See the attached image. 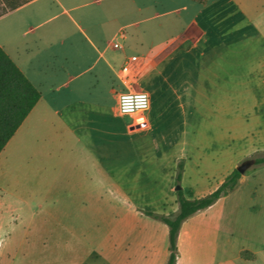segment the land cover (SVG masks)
I'll return each mask as SVG.
<instances>
[{
	"label": "crops",
	"instance_id": "0c3cea01",
	"mask_svg": "<svg viewBox=\"0 0 264 264\" xmlns=\"http://www.w3.org/2000/svg\"><path fill=\"white\" fill-rule=\"evenodd\" d=\"M135 9L136 16L124 24L133 25L134 32L130 35H136L137 42L146 44L125 45L124 40L129 37L126 32L120 38V48L124 51L122 64L131 55L142 59L139 72L130 81L120 77L122 64L115 70L113 60L106 54V46L112 45L117 32L104 42L100 29L90 26L88 32L76 23L83 39L76 42L71 38L65 45L64 38L59 44L51 41L52 26L36 31L41 21L33 24L23 17L5 24L0 44L40 89L41 95L0 151V190L7 191L12 183L10 170L3 164L9 156L17 154L20 179H26L32 172L24 170L25 167L48 163L62 171V186L70 190L105 189L108 180L121 187L128 180L124 174L134 170L147 173L141 181L136 178V182L155 188L160 176L166 174L167 187L174 199L173 211H176L174 184L179 161L183 163L181 182L185 188L192 189L191 196H199L214 189L240 157L253 151L242 152L237 162L234 157L227 159L221 178L202 192L186 183L188 167L199 165L198 155L187 149V142L193 134L196 138L201 131L198 125L204 120L214 122L212 117L219 110V91H233V87L219 82L233 76L236 60L245 61L240 72L243 76L246 72V92L256 91L249 83L252 75L260 78L264 91V0H207L205 3L140 0ZM142 22L145 24L140 26ZM28 32L35 36L27 37ZM42 41L49 42L44 51L39 46ZM61 59L73 63L72 68L67 67L64 77L50 65ZM92 68H97L93 81L102 84L116 101L118 93L124 90L148 92L150 110L144 113L145 126L133 128L131 115L124 121L117 120L122 115L117 103L109 105L115 119L112 118L103 97L92 98L94 83L88 74ZM250 166L228 192L234 191L239 196L228 203L226 214L223 206H217L224 195L194 212L195 215L202 213L200 217L212 230L225 227L224 220L221 221L225 215L228 227L239 225L236 227L240 228L242 240L234 248L223 249L225 258L218 259L216 254L208 258L217 264H264V162H253ZM47 173L34 172L29 177L31 182L21 187L28 190L29 198L24 197V203L43 204L42 189L54 187ZM241 249L250 250L254 256H241ZM10 253L2 259L0 248V264H6Z\"/></svg>",
	"mask_w": 264,
	"mask_h": 264
},
{
	"label": "rangeland",
	"instance_id": "374dc122",
	"mask_svg": "<svg viewBox=\"0 0 264 264\" xmlns=\"http://www.w3.org/2000/svg\"><path fill=\"white\" fill-rule=\"evenodd\" d=\"M136 1L31 0L0 16V39H3L5 24L26 17L29 23L41 21L36 31L52 26L51 41L57 44L63 38L65 45L71 38L76 42L82 41L83 34L76 23L83 25L88 32L90 26L100 29L104 42L123 28L129 36L124 40L125 45L146 44L145 41L137 42L136 35H130L134 32L133 25L124 24L136 16L133 12L136 14L135 6L140 0ZM144 24L142 22L140 26ZM32 35L28 32L26 36ZM48 43L40 42V49L48 48ZM106 54L113 60L115 70L118 69L124 58L123 48L107 45ZM244 63L241 59L236 60L233 76L225 82L220 80L219 83L233 87V91H219L217 94L219 110L218 115L212 117L214 122L204 120L202 125H198L201 131L197 132L196 138L194 134L190 139L188 137L187 149L198 155L199 165L188 167L186 183L193 185L198 192L221 178L227 159L234 157L237 162L242 152L253 150L240 157L236 167L243 159L264 153V91L260 78L252 75L249 83L251 87H256V91L246 92V72L244 76L240 72ZM72 64L70 60L62 59L50 62L63 77L67 67L72 68ZM96 70L92 68L88 73L92 81ZM93 83L92 98L102 96L108 105L106 111L111 116L109 105L117 103L116 97L96 80ZM45 87L46 84L44 91ZM253 100H256L255 104H249ZM128 116L118 115L116 119L124 121ZM3 165L10 170L12 177L8 190H0L2 259H5L7 252H11L6 264H163L166 260L168 227L162 220L144 212L146 209L174 212V199L172 190L167 187L166 174L160 176L155 188L136 182V178L141 181L147 173L134 170L124 174L128 180L121 187L114 186L108 180L105 189L90 187L70 190L62 186V171L58 168L55 170L51 164L39 162L25 167L24 170H32L29 174L27 171L26 179H20L17 154L9 156ZM37 169L49 171V182L54 186L42 189L44 199L40 206L24 203L23 198H29L28 190L21 189L31 182L29 177L32 178ZM133 169L137 167L133 165ZM250 169L251 166L247 168ZM177 182L188 193L181 179L174 186ZM238 196L234 191L226 193L217 206H223L226 214L228 203L236 201ZM200 214L193 212L181 223L177 236V264H217L208 258L212 254H216L218 259L225 258L223 249L234 248L235 243L242 240L237 223L231 227L226 225L227 215L221 220H224L225 227L216 231L207 228ZM214 248H217L216 251H213Z\"/></svg>",
	"mask_w": 264,
	"mask_h": 264
},
{
	"label": "trees",
	"instance_id": "16d2710c",
	"mask_svg": "<svg viewBox=\"0 0 264 264\" xmlns=\"http://www.w3.org/2000/svg\"><path fill=\"white\" fill-rule=\"evenodd\" d=\"M29 0H0V15L14 9ZM205 3L207 0H195ZM41 95L40 89L20 69L17 63L0 44V151L15 132L24 117ZM249 158L254 164L264 162L263 154H254ZM183 163L178 162L176 181L181 179ZM243 172L234 167L224 179L211 191L199 196H191L192 189L185 192L183 187L176 189L178 208L174 212L164 213L150 209L144 210L147 215L162 220L168 226V253L164 264H176L177 236L182 221L198 209L214 203L222 195L232 190ZM243 257H253L248 249H241Z\"/></svg>",
	"mask_w": 264,
	"mask_h": 264
},
{
	"label": "built area",
	"instance_id": "2783aa9c",
	"mask_svg": "<svg viewBox=\"0 0 264 264\" xmlns=\"http://www.w3.org/2000/svg\"><path fill=\"white\" fill-rule=\"evenodd\" d=\"M124 35H125V31L123 29H119L116 35L111 40L112 46L121 47V42L119 39L124 37ZM141 64H142V59H141V56H138V55H131L127 59H125V61L123 62L120 68V71H121L120 77L123 79V81L133 80L135 76L137 75V73L139 72ZM129 92H131L132 94H144V93L148 94V92L145 90H124L118 93L117 100L121 96V94H128ZM149 100H150V96H149ZM118 110L121 112L119 106H118ZM144 113L145 112H139L137 114L131 115L132 116L131 125L134 127L145 126L146 119L144 118Z\"/></svg>",
	"mask_w": 264,
	"mask_h": 264
},
{
	"label": "clouds",
	"instance_id": "9594fccd",
	"mask_svg": "<svg viewBox=\"0 0 264 264\" xmlns=\"http://www.w3.org/2000/svg\"><path fill=\"white\" fill-rule=\"evenodd\" d=\"M121 114L134 115L139 112L150 110V100L147 93L144 94H121L117 100Z\"/></svg>",
	"mask_w": 264,
	"mask_h": 264
},
{
	"label": "water",
	"instance_id": "95a60500",
	"mask_svg": "<svg viewBox=\"0 0 264 264\" xmlns=\"http://www.w3.org/2000/svg\"><path fill=\"white\" fill-rule=\"evenodd\" d=\"M253 163V159L252 158H245L243 159L239 164L236 165V168L241 171L244 172L245 169L250 166ZM181 185L179 184V182H177V184L175 185V188L178 189L180 188Z\"/></svg>",
	"mask_w": 264,
	"mask_h": 264
},
{
	"label": "snow or ice",
	"instance_id": "6c2138e0",
	"mask_svg": "<svg viewBox=\"0 0 264 264\" xmlns=\"http://www.w3.org/2000/svg\"><path fill=\"white\" fill-rule=\"evenodd\" d=\"M142 122V121H141Z\"/></svg>",
	"mask_w": 264,
	"mask_h": 264
}]
</instances>
